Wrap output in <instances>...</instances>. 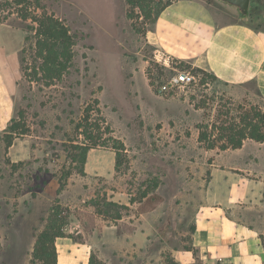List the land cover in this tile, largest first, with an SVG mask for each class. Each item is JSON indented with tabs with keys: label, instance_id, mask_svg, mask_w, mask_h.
I'll use <instances>...</instances> for the list:
<instances>
[{
	"label": "rangeland",
	"instance_id": "1",
	"mask_svg": "<svg viewBox=\"0 0 264 264\" xmlns=\"http://www.w3.org/2000/svg\"><path fill=\"white\" fill-rule=\"evenodd\" d=\"M203 1L218 18H239L232 6ZM42 3L76 33L77 42L73 66L61 80L29 83L21 70L25 22L16 15L0 22V66L13 117L22 113L27 128L7 148L2 135L9 122L0 130V264H31L35 236L55 205L66 216V236L55 241L61 261L63 247L82 244L83 257L92 252L103 264H177L171 249L190 248L196 215L217 207L256 228L264 245V146L256 148L260 158L246 153L234 165L232 152L197 142V126L216 120L220 99L233 102V116L239 102L264 108L254 83L200 85L191 66L184 68L197 77L195 84L160 94L157 86L172 70L155 62L144 39L152 21L137 8L130 19L125 0ZM248 10L246 20L264 34V0H250ZM94 99L125 148L117 169L110 146L89 149L82 166L72 160V145L83 141L75 124ZM90 121H98L95 113ZM136 235L147 236L144 254L136 242L133 248L127 243Z\"/></svg>",
	"mask_w": 264,
	"mask_h": 264
},
{
	"label": "crops",
	"instance_id": "2",
	"mask_svg": "<svg viewBox=\"0 0 264 264\" xmlns=\"http://www.w3.org/2000/svg\"><path fill=\"white\" fill-rule=\"evenodd\" d=\"M144 39L153 52L159 50L192 67L213 73L219 82L254 83L264 99V34L239 18H218L212 6L203 0H174L160 11L152 27L145 30ZM13 115V100L0 66V130ZM248 140H244L240 148L221 151L235 154L231 160L234 165L244 158L239 156L246 153L253 159L260 158L256 148L264 146V141ZM142 236H132L127 243L133 248L136 242L135 247L144 254L148 239ZM69 247H63L67 253L63 261L58 260L57 253V264H88V256H82L86 252L82 244L75 246V256L71 254L75 249L68 250ZM189 247L172 248L174 262L264 264V247L258 230L230 218L227 211L219 207L205 208L196 215Z\"/></svg>",
	"mask_w": 264,
	"mask_h": 264
},
{
	"label": "trees",
	"instance_id": "3",
	"mask_svg": "<svg viewBox=\"0 0 264 264\" xmlns=\"http://www.w3.org/2000/svg\"><path fill=\"white\" fill-rule=\"evenodd\" d=\"M125 2L128 18L133 19L137 15L135 11L137 8L142 16L151 19L152 23L160 11L171 3L169 0L165 2L159 0L153 4L150 0H125ZM222 3L226 4L225 2ZM0 15V22L6 20L10 15H16L25 22L24 31L26 35L24 39L26 45L21 50V70L29 83L34 82L43 86H50L68 74L69 69L73 66L77 35L71 31L63 19L46 8L42 0H0ZM247 17H250L249 10ZM239 18L242 23L252 27L249 23L250 18L249 20L242 19L241 15ZM252 28L257 30L255 27ZM173 61H176L177 66L182 67V69L191 67L184 61L178 59ZM192 71L198 76L200 85L208 84V81H217V77L213 73L201 68L192 67ZM257 94L264 104V99L258 90ZM221 101L222 99L219 102L221 108L216 120L197 126V142L200 146L205 149L226 150L240 148L246 139L255 142L264 141V108L262 106L257 103H248V107H245L239 102L236 105L238 113L233 116L230 115V105L233 102L229 100L223 103ZM98 103V99H94L93 105L86 104L82 116L75 124V129L83 136V141L72 145L77 150L72 154V160L79 162L82 166L89 149L97 146H110L115 151V167L117 169L122 161L125 148L123 143L112 135V130L101 115ZM93 113L96 114L98 121L92 123L90 117ZM101 129L109 134L108 137H102ZM26 132L24 116L18 112L17 117H12L4 129L2 140L5 147H9L14 138L26 134ZM67 174L69 173H66L64 180L60 182L59 189L64 187ZM145 196L146 193H143L142 197ZM107 204L119 207L116 203L108 202ZM65 217L62 215L59 205L51 207L46 224L35 236L31 251V264H57L55 241L57 238L66 236L63 230ZM115 218H120V212L116 211ZM88 264L103 263L91 252L88 257Z\"/></svg>",
	"mask_w": 264,
	"mask_h": 264
},
{
	"label": "built area",
	"instance_id": "4",
	"mask_svg": "<svg viewBox=\"0 0 264 264\" xmlns=\"http://www.w3.org/2000/svg\"><path fill=\"white\" fill-rule=\"evenodd\" d=\"M153 56L156 63L172 70V73L158 84L157 90L160 94H171L177 89L196 83L197 77L190 70H178L177 62L173 61L175 58L159 50H155Z\"/></svg>",
	"mask_w": 264,
	"mask_h": 264
},
{
	"label": "water",
	"instance_id": "5",
	"mask_svg": "<svg viewBox=\"0 0 264 264\" xmlns=\"http://www.w3.org/2000/svg\"><path fill=\"white\" fill-rule=\"evenodd\" d=\"M236 8L237 12L243 19H247L250 0H220Z\"/></svg>",
	"mask_w": 264,
	"mask_h": 264
}]
</instances>
